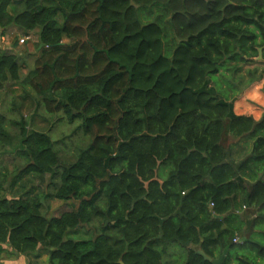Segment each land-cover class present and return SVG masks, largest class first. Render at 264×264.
Masks as SVG:
<instances>
[{
	"label": "trees",
	"instance_id": "16d2710c",
	"mask_svg": "<svg viewBox=\"0 0 264 264\" xmlns=\"http://www.w3.org/2000/svg\"><path fill=\"white\" fill-rule=\"evenodd\" d=\"M9 26L40 49L23 77L0 49V89L29 86L84 138L64 161L0 112V255L264 264V111H233L252 82L264 92V0H0ZM49 199L68 207L49 216Z\"/></svg>",
	"mask_w": 264,
	"mask_h": 264
},
{
	"label": "rangeland",
	"instance_id": "374dc122",
	"mask_svg": "<svg viewBox=\"0 0 264 264\" xmlns=\"http://www.w3.org/2000/svg\"><path fill=\"white\" fill-rule=\"evenodd\" d=\"M169 34L171 36L172 32ZM20 37L24 38L23 42H19ZM0 49L14 53L20 62L25 63V67L21 70L23 77L32 68L34 59L39 54L38 31H30L26 35L15 26H9L3 31L0 30ZM248 66H252V64ZM5 87L0 89V112L11 119H18L23 116L27 120L29 128L48 132L55 141V148L61 159L64 161L72 160L75 146L84 138L82 131L77 128L78 122L68 123L60 113L53 115L46 113L42 103L38 102L37 95L29 86L24 88L20 82L9 81ZM0 164L6 165L11 171L14 166L11 154L0 155ZM42 179L43 181L40 179L36 181V185L40 188L45 185L44 177ZM44 207L46 214L50 216L57 215L60 210L66 209L68 205L57 199H49L44 203ZM84 228L90 229L89 226ZM78 235L82 234L77 232L75 236ZM46 259L45 250L39 248L32 255L3 253L0 255V264H45Z\"/></svg>",
	"mask_w": 264,
	"mask_h": 264
},
{
	"label": "crops",
	"instance_id": "0c3cea01",
	"mask_svg": "<svg viewBox=\"0 0 264 264\" xmlns=\"http://www.w3.org/2000/svg\"><path fill=\"white\" fill-rule=\"evenodd\" d=\"M263 80H256L247 86L242 94L233 102V111L238 115L252 116L258 120L264 111ZM252 214H250V217ZM240 237V234H239ZM238 238V237H236Z\"/></svg>",
	"mask_w": 264,
	"mask_h": 264
},
{
	"label": "water",
	"instance_id": "95a60500",
	"mask_svg": "<svg viewBox=\"0 0 264 264\" xmlns=\"http://www.w3.org/2000/svg\"><path fill=\"white\" fill-rule=\"evenodd\" d=\"M258 51H259V54H258L257 59L261 58V49H258ZM197 252H198L199 254L203 255L205 258L210 259L208 256H206V255L204 254L203 251H201V250H197Z\"/></svg>",
	"mask_w": 264,
	"mask_h": 264
},
{
	"label": "built area",
	"instance_id": "2783aa9c",
	"mask_svg": "<svg viewBox=\"0 0 264 264\" xmlns=\"http://www.w3.org/2000/svg\"><path fill=\"white\" fill-rule=\"evenodd\" d=\"M23 41H24V38H23V37H20V38H19V42H23ZM236 239H237V238H236ZM236 239H235V240H236Z\"/></svg>",
	"mask_w": 264,
	"mask_h": 264
}]
</instances>
